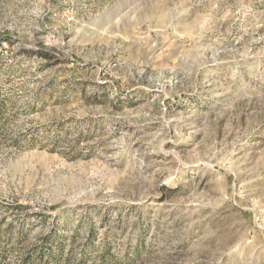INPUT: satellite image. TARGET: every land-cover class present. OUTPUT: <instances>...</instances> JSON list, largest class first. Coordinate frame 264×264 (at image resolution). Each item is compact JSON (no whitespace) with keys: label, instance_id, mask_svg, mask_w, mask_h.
Instances as JSON below:
<instances>
[{"label":"rangeland","instance_id":"1","mask_svg":"<svg viewBox=\"0 0 264 264\" xmlns=\"http://www.w3.org/2000/svg\"><path fill=\"white\" fill-rule=\"evenodd\" d=\"M49 234L264 264V0H0V264Z\"/></svg>","mask_w":264,"mask_h":264},{"label":"trees","instance_id":"2","mask_svg":"<svg viewBox=\"0 0 264 264\" xmlns=\"http://www.w3.org/2000/svg\"><path fill=\"white\" fill-rule=\"evenodd\" d=\"M42 241L45 246H35L31 253L25 255L17 264H79L78 260L69 263L67 256L62 255L63 249L59 248L61 241L58 238H53V235L49 234Z\"/></svg>","mask_w":264,"mask_h":264}]
</instances>
